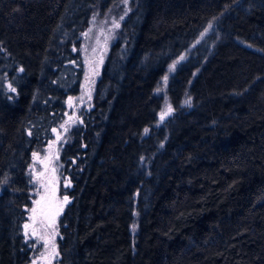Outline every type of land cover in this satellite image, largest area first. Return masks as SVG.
I'll return each instance as SVG.
<instances>
[{
    "label": "trees",
    "instance_id": "16d2710c",
    "mask_svg": "<svg viewBox=\"0 0 264 264\" xmlns=\"http://www.w3.org/2000/svg\"><path fill=\"white\" fill-rule=\"evenodd\" d=\"M51 155L52 264H264V0H0V264Z\"/></svg>",
    "mask_w": 264,
    "mask_h": 264
},
{
    "label": "rangeland",
    "instance_id": "374dc122",
    "mask_svg": "<svg viewBox=\"0 0 264 264\" xmlns=\"http://www.w3.org/2000/svg\"><path fill=\"white\" fill-rule=\"evenodd\" d=\"M210 28V26L208 27ZM91 30H97L96 26H93ZM208 30V29H207ZM207 30L203 32L202 35L206 34ZM89 43H91V48L88 50V55L92 54L93 51L94 57L96 58V50H101V39H99V31L96 33H90L88 35ZM247 46V45H246ZM100 53V52H99ZM98 54V53H97ZM184 55L179 57L177 61L171 64L168 67V71L166 74V78L163 77L155 90V94L158 98L161 99L162 107L159 113L157 114L156 126L162 125L164 121H166L173 113L172 107L168 101L166 94V86L168 81V76L173 73L177 65L185 60ZM100 61H102L100 59ZM99 61V62H100ZM87 65V63H86ZM175 65L174 69L172 66ZM90 66L87 65V79L91 78ZM163 114V118L162 117ZM57 156L51 155L48 156L49 167L41 165V168L44 165L45 170H50L49 180L45 182L46 186H41L36 191V197L33 200V204L27 214L25 225H28L25 228L26 236L29 239L34 240L39 249L38 256H36L37 260H34L35 264L38 261L39 264H52L53 258L56 259V244L55 240L57 237V224L59 220V216L68 203V197L66 195H61L59 192L60 185L66 188L67 182L65 179L62 180V176L60 174V166L57 162ZM38 167V166H37ZM65 196L67 200H65ZM35 210V211H33ZM132 229L135 228L134 225L131 226Z\"/></svg>",
    "mask_w": 264,
    "mask_h": 264
},
{
    "label": "snow or ice",
    "instance_id": "6c2138e0",
    "mask_svg": "<svg viewBox=\"0 0 264 264\" xmlns=\"http://www.w3.org/2000/svg\"><path fill=\"white\" fill-rule=\"evenodd\" d=\"M174 67H175V65H173L172 66V68L174 69ZM22 70V69H21ZM165 79H167L166 77H165ZM14 90V89H13ZM186 103H189L188 101H186ZM161 118H163V114H162V117ZM147 131V130H146ZM65 200H67V197L65 196ZM33 211H35V210H33ZM28 227V225H25V228H27Z\"/></svg>",
    "mask_w": 264,
    "mask_h": 264
}]
</instances>
